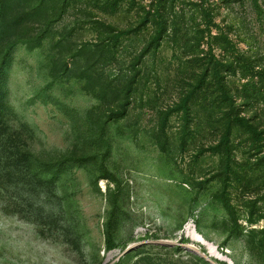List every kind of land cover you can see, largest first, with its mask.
<instances>
[{
  "label": "rangeland",
  "instance_id": "obj_1",
  "mask_svg": "<svg viewBox=\"0 0 264 264\" xmlns=\"http://www.w3.org/2000/svg\"><path fill=\"white\" fill-rule=\"evenodd\" d=\"M0 264H264V0H0Z\"/></svg>",
  "mask_w": 264,
  "mask_h": 264
},
{
  "label": "trees",
  "instance_id": "obj_2",
  "mask_svg": "<svg viewBox=\"0 0 264 264\" xmlns=\"http://www.w3.org/2000/svg\"><path fill=\"white\" fill-rule=\"evenodd\" d=\"M158 18V22L157 24L160 23L159 28H157V30H155V35L159 36L160 32L163 31V29L165 28V20H163L160 15L157 14V16H154ZM159 17H160V21H159ZM209 38H213L215 41L219 42V43H224L223 39L221 38L222 34H219L218 37H215V35L213 36L210 31L208 32ZM215 45L217 47H219L218 43H211L209 41V56H208V60H207V64H206V74L209 75L211 82L213 81H217L218 86H219V90H217L218 93L222 94V96L220 95L219 97L222 99V101L228 103V105L230 107H232V109L227 110L229 112L220 114V116L213 118L212 121H215V123H217L224 131L221 133V138L225 139L227 137H229L230 133H231V129L233 127L239 126L242 124L243 120L245 121L244 118L239 117V113L236 109H234L233 107V97L229 96L228 91L226 90L225 85L223 84V78L222 75H227L230 72H233V69L231 68V64H226V62H222V60L226 61L225 58L221 57L218 58L216 57V55L213 54L212 52V46ZM222 73V74H221ZM209 87H211V84H208ZM209 103H208V111L209 114L212 113V110L214 109V104L217 103V98L216 99H209ZM210 117V116H207Z\"/></svg>",
  "mask_w": 264,
  "mask_h": 264
},
{
  "label": "bare ground",
  "instance_id": "obj_3",
  "mask_svg": "<svg viewBox=\"0 0 264 264\" xmlns=\"http://www.w3.org/2000/svg\"><path fill=\"white\" fill-rule=\"evenodd\" d=\"M194 235V234H193ZM194 238L197 240V241H199V242H201V243H205L204 242V240L203 239H201L199 236H197V235H194ZM194 239V240H195Z\"/></svg>",
  "mask_w": 264,
  "mask_h": 264
}]
</instances>
